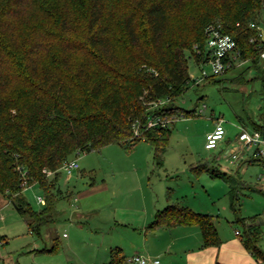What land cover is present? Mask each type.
I'll return each instance as SVG.
<instances>
[{"label": "trees", "instance_id": "trees-1", "mask_svg": "<svg viewBox=\"0 0 264 264\" xmlns=\"http://www.w3.org/2000/svg\"><path fill=\"white\" fill-rule=\"evenodd\" d=\"M262 12L264 0H0V194L28 231L39 236L41 227L54 222L56 202L66 198L56 180L73 155L112 144L131 149L145 141L154 149L156 165L162 164L168 129H147L160 111L146 112L150 104L164 101L162 112L171 119L195 115L173 102L189 87L187 56L197 65L208 59V26H219L235 41L238 58L250 62L264 95V62H259L264 61V41L250 27L257 26ZM173 23H178L176 31ZM11 86L34 97L10 100L5 93ZM252 129L264 133V121L253 123ZM18 167L25 171L27 186L42 189L45 205L40 211L18 196ZM201 169L234 185L224 172ZM229 197L236 211L232 187ZM236 223L243 248L264 264L257 217ZM160 226H197L202 247L218 245L210 217L184 206L157 211L148 227ZM56 250L54 238L48 251ZM109 258V264H125L117 248Z\"/></svg>", "mask_w": 264, "mask_h": 264}, {"label": "rangeland", "instance_id": "rangeland-1", "mask_svg": "<svg viewBox=\"0 0 264 264\" xmlns=\"http://www.w3.org/2000/svg\"><path fill=\"white\" fill-rule=\"evenodd\" d=\"M256 22L264 36V12ZM178 27V23L172 24L173 31ZM192 55L196 58L198 54L193 51ZM187 70L189 87L173 105L195 115L171 119L162 112L164 101L150 104L146 112L160 111L153 119L166 121L168 139L160 166L154 162L152 145L145 141L131 149L112 144L73 155L76 169L68 178L61 172L56 180L66 198L56 202L54 222L41 227L39 236L28 231L24 219L0 194V264H109L110 251L117 247L126 254L125 261L137 253L157 258L160 264H196L198 260V264H207V260L210 264H257L235 233L241 231L238 218L257 217L259 246L264 250V183L256 179L261 168L245 164L244 159L229 164L226 156L237 150L234 138L241 127L251 131L253 123L264 121L261 81L250 62L241 59L230 71L198 84L202 70L211 75L210 66L197 65L187 56ZM5 96L23 102L34 93L11 86ZM218 120L226 133L225 142L207 150L205 137ZM201 165L234 179L236 211L230 205L229 183L199 170ZM18 196L33 211L44 207L36 202V197H43L36 184L25 187ZM168 205L208 215L218 245L202 247L197 226L149 228L156 212ZM54 238L57 250L49 252Z\"/></svg>", "mask_w": 264, "mask_h": 264}, {"label": "built area", "instance_id": "built-area-1", "mask_svg": "<svg viewBox=\"0 0 264 264\" xmlns=\"http://www.w3.org/2000/svg\"><path fill=\"white\" fill-rule=\"evenodd\" d=\"M251 28L258 30V38L264 41V36L260 32V28L254 24L250 25ZM206 46L205 50L208 54V59L205 64L210 66L211 75L208 76L202 70L201 78L196 83L205 80L207 78H214L218 75L226 73L232 65L239 59V52L236 47L235 41L228 35L223 34L219 30V26L210 25L205 29ZM252 41V40H251ZM260 58L264 59V51L260 53ZM170 121V120H169ZM168 121V123H169ZM166 121H161L160 118L150 119L147 127L152 128L155 125L165 126ZM240 131L236 135L235 143L238 146L237 150L230 153L226 159L229 163H235L241 159V157L248 154L250 161H256L260 165L261 173L257 176L259 183H264V133L259 131L251 130L247 131L245 128H240ZM225 131L222 127V121L218 120L215 123V127L211 133H208L205 137V149L211 150L216 149L221 141L225 138ZM134 135H138L137 131L134 130ZM76 169V163L74 160H68L64 162L60 168L61 172L70 177L72 172ZM22 179L21 187L24 189L27 187L25 181V171L21 168H17ZM50 175V173H47ZM36 202L42 206L45 205L43 197H36ZM238 235V231L235 233ZM126 264H159L157 259H151L141 254H134L125 261Z\"/></svg>", "mask_w": 264, "mask_h": 264}, {"label": "crops", "instance_id": "crops-1", "mask_svg": "<svg viewBox=\"0 0 264 264\" xmlns=\"http://www.w3.org/2000/svg\"><path fill=\"white\" fill-rule=\"evenodd\" d=\"M211 132H212V131H211ZM211 132H209V133H211ZM223 142H225V138H224V140L221 141L219 144H221V143H223ZM226 142H228V141H226ZM242 159H244V162H245V164H247V165L256 164L255 162L253 163L252 161H250V159L248 158V154H246L245 156L241 157V159L239 160V162H241ZM226 160H227V159H226ZM227 162H228V160H227ZM228 163H229V162H228ZM229 164H234V163H229ZM224 173H226V172H224ZM226 174H228V173H226ZM142 204H143V203H142ZM168 206H169V205H168ZM143 207H144V206H143ZM188 209H190V208H188ZM190 210H191V209H190ZM191 211H192V210H191ZM259 226H260V224H259ZM117 249L120 250V254H121L123 257H126V254H124L122 248L117 247ZM134 254H137V253H133L132 255H134ZM190 255H192V256H196V253L191 252ZM153 259H157V258H153ZM157 260H158V259H157ZM158 261H159V260H158ZM198 261H199V260H198ZM198 261H197L196 264H198ZM216 262H218V261H216ZM218 263H220V262H218ZM159 264H160V263H159ZM186 264H191V262H187ZM207 264H210L209 260H207ZM222 264H223V263H222Z\"/></svg>", "mask_w": 264, "mask_h": 264}]
</instances>
